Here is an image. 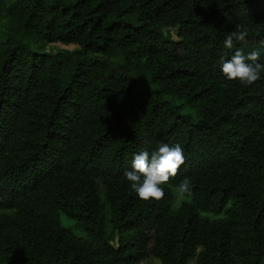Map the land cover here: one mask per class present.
Returning a JSON list of instances; mask_svg holds the SVG:
<instances>
[{"label": "trees", "instance_id": "obj_1", "mask_svg": "<svg viewBox=\"0 0 264 264\" xmlns=\"http://www.w3.org/2000/svg\"><path fill=\"white\" fill-rule=\"evenodd\" d=\"M237 49L264 63V0H0V264H264V73L227 79ZM161 142L185 163L145 201L124 173Z\"/></svg>", "mask_w": 264, "mask_h": 264}, {"label": "clouds", "instance_id": "obj_2", "mask_svg": "<svg viewBox=\"0 0 264 264\" xmlns=\"http://www.w3.org/2000/svg\"><path fill=\"white\" fill-rule=\"evenodd\" d=\"M248 30L244 27L231 31L226 35L224 47L234 48L235 42H244ZM260 60V51L253 50L245 55L237 49L230 59L222 58V72L229 80H238L245 87L251 86L261 79L264 73V63ZM185 163L184 149L177 143L169 146L161 142L157 150L149 153L142 151L134 156L131 171H125L124 176L130 182V187L142 200H161L165 196L160 186L174 178L179 168ZM192 195V185L185 179L177 188V196L180 199Z\"/></svg>", "mask_w": 264, "mask_h": 264}, {"label": "rangeland", "instance_id": "obj_3", "mask_svg": "<svg viewBox=\"0 0 264 264\" xmlns=\"http://www.w3.org/2000/svg\"><path fill=\"white\" fill-rule=\"evenodd\" d=\"M173 33V37L175 38V31H172ZM75 46L72 44L69 45H63L60 43H50L47 44L44 47L45 52L50 53V54H55L60 50H68V51H72L74 50ZM188 111L191 112V110L189 108H187ZM177 196V193H176ZM180 198H178V196L176 197V201L175 204H178ZM60 220H61V224L69 229H71L75 234L82 236L81 231H79L77 228H75L74 226V222L69 219L68 217H66L64 214L60 215ZM137 264H161L159 262L158 259L154 258V257H148L145 258L143 260H141L140 262H138ZM189 264H193V261H190Z\"/></svg>", "mask_w": 264, "mask_h": 264}]
</instances>
